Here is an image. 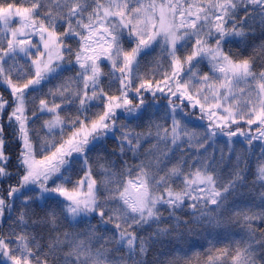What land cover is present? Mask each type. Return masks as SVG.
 I'll list each match as a JSON object with an SVG mask.
<instances>
[{
  "label": "snow or ice",
  "instance_id": "snow-or-ice-1",
  "mask_svg": "<svg viewBox=\"0 0 264 264\" xmlns=\"http://www.w3.org/2000/svg\"><path fill=\"white\" fill-rule=\"evenodd\" d=\"M257 29L264 0H0V264H147L155 245L169 249L156 264H191L202 237L205 264H264V163L249 184L233 148L260 141L264 161V71L254 45L228 47ZM154 46L159 79L140 71ZM230 227L245 238L211 245Z\"/></svg>",
  "mask_w": 264,
  "mask_h": 264
},
{
  "label": "trees",
  "instance_id": "trees-1",
  "mask_svg": "<svg viewBox=\"0 0 264 264\" xmlns=\"http://www.w3.org/2000/svg\"><path fill=\"white\" fill-rule=\"evenodd\" d=\"M6 2H11L16 4L17 6H21V4L23 3V0H6ZM12 27H18V18H14L13 19V23H12ZM35 42V41H34ZM264 43V36L261 35V32L259 29H257L256 35L254 38H252L249 41H245L244 43H240V44H232L229 45L228 47L231 48V51L234 53H238V54H242L243 57H247L249 54H251L253 52V47H250L249 44L254 45L255 46V52H256V62L253 64V70L254 71H264V57L261 56L260 54V48L259 45ZM124 47L128 48L129 44L127 42L124 43ZM159 63L160 66H162L164 69H167V63H166V58L164 57L163 53L161 52L160 48H155L154 51L151 52V54L144 58L141 62V73H157L156 75V79H159V71H160V67H158L157 63ZM19 63L21 65L24 64L23 60H20ZM101 69L104 73H108L110 71V64L108 61L103 60L101 63ZM199 71L201 73H209L210 72V65L208 64L207 60L203 61L200 65H199ZM74 73H65L64 75H73ZM108 77L104 76L102 77V81L105 84V90H108ZM60 80L59 78L53 79L51 80L50 83H44L40 86V90L33 92L32 95L36 96V97H41L43 96V98L48 99L49 97L44 96V93H47L49 88H53L57 83H59ZM111 83L113 84V86L115 87V81L112 80ZM241 87H244L243 85H241ZM114 90V88H113ZM0 94H3L5 99H10L9 96V92L5 90V88L3 86H0ZM111 94V93H110ZM131 95V94H130ZM60 100L59 98H57V103H59ZM160 103H164V101H160ZM31 107H33V105H29V108L31 109ZM75 107L76 106H72L70 108H68V111L72 112L73 114L75 113ZM99 111V109H92V112H96ZM92 112H89L88 114L91 115ZM30 114V112H29ZM63 115V113H62ZM47 118V117H45ZM191 121L192 123L189 125L190 127H197L198 131H202L203 128L202 126L205 125L206 123H208L207 119H201L200 118V113L199 111H194V114L191 115ZM37 126H39V122L37 124ZM135 126V125H133ZM241 128L244 129V131H248L249 126L244 123L241 122V124L239 125ZM236 125L233 126V128L235 129ZM257 125H252V133L251 134H255V129H256ZM143 129H139L137 128V131H142ZM67 138V137H65ZM239 141V142H237ZM106 145L109 151H111L112 149H114L116 147V143L114 140H108L106 141ZM218 146L219 147H223V140H218ZM142 147H147V145H142ZM233 148L235 149L236 153L242 157L245 158L246 162H247V166L245 169V173H246V179L249 182V184H251V182L253 180H255V172H256V167L258 165V163H264V161H261L259 159V157L261 156V152H260V141H254L253 144L251 146L247 145V141L245 140L244 137L238 136L233 138ZM17 150V145L15 143H12L8 148L7 151L9 154H14ZM259 151V152H258ZM39 158V157H37ZM125 159H127L129 161V163H134V161L130 158V157H125ZM78 170H79V165L77 166ZM227 169H228V164L226 163L223 168L221 169V172L223 175L227 176ZM83 175V172H80L79 175L73 174V179H79L81 176ZM93 175L96 176L97 179H99V177L97 176L96 171H93ZM131 178V177H129ZM247 191V190H245ZM253 194L255 195V191H253ZM245 199H248V197H246ZM256 203H259V198L257 197ZM181 215H184V213H178ZM165 215H167V213H165ZM253 227L256 229V234L257 236H259V234L261 232H264V223H261L259 221L254 222ZM5 232H7V227L5 226ZM43 235V233H41ZM246 236L245 231H243L240 228H236V227H230L227 230H217V232L213 233V236L210 238L211 239V245H214L216 248H223L225 245H229L230 247L232 245H234L235 242L237 241H242ZM210 247L209 244V239L206 238H200L199 239V243L197 245V248L194 250L195 252L199 253L198 255L194 256V258L191 261V264H205V260H206V256H205V252L206 250ZM168 246L164 245H155L153 248H151L148 252V255L145 257V259L147 260V264H156V260L157 257L160 256L161 253L163 252H167ZM183 255V254H181ZM182 264V262H181Z\"/></svg>",
  "mask_w": 264,
  "mask_h": 264
},
{
  "label": "rangeland",
  "instance_id": "rangeland-1",
  "mask_svg": "<svg viewBox=\"0 0 264 264\" xmlns=\"http://www.w3.org/2000/svg\"><path fill=\"white\" fill-rule=\"evenodd\" d=\"M259 152V151H258Z\"/></svg>",
  "mask_w": 264,
  "mask_h": 264
}]
</instances>
